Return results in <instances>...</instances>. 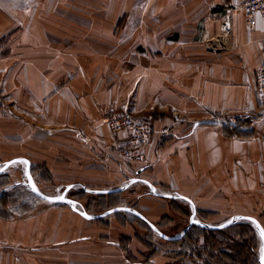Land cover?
Listing matches in <instances>:
<instances>
[{
  "label": "crops",
  "instance_id": "1",
  "mask_svg": "<svg viewBox=\"0 0 264 264\" xmlns=\"http://www.w3.org/2000/svg\"><path fill=\"white\" fill-rule=\"evenodd\" d=\"M224 24L226 47L209 51ZM263 62L264 22L248 27L236 0H0V164L25 159L34 183L44 172L69 191L139 179L119 193L150 189L147 181L159 194L148 196L154 203L178 200L196 213L223 189L227 216H248L239 211L248 207L239 190L264 191L256 87ZM116 111L151 123L143 162L121 159L125 135L105 123ZM211 111L259 119L244 123L248 135L226 137ZM5 172L8 189L26 182L24 162ZM167 189L181 198L161 196ZM260 198L264 208V192ZM85 213L100 217L42 202L0 215V264H176L127 255L120 237L134 234L118 223L119 212ZM157 215L142 216L153 222Z\"/></svg>",
  "mask_w": 264,
  "mask_h": 264
},
{
  "label": "rangeland",
  "instance_id": "2",
  "mask_svg": "<svg viewBox=\"0 0 264 264\" xmlns=\"http://www.w3.org/2000/svg\"><path fill=\"white\" fill-rule=\"evenodd\" d=\"M243 128L247 127L243 126ZM0 166L2 165L0 164ZM40 178L34 184L45 195L60 196L70 186L59 185L53 182L44 172L40 173ZM12 180H10L5 171L0 175V194L6 191L12 196V201L9 205L6 203L7 199L5 206L0 205L1 215L13 217L29 212L32 208L34 210L38 203H49L32 195L24 185L18 189H14L16 187L8 189L12 187V185L10 186L13 183ZM23 180L25 181L26 178L24 177ZM128 182L129 180L118 187L124 186ZM5 185L7 186L4 187ZM83 192L82 189L76 188L73 191H68L66 196L72 198L77 203L78 209L91 215L94 213L98 215L104 214L119 205L133 208L143 216L146 213L155 211L158 215L150 223L161 234L169 238L179 237L182 234L188 226L193 213L190 205L186 203L182 204L178 200H166L165 203H154L153 198L148 197L152 195V192L146 186H141L140 190L134 192H123L124 194L119 193L103 197L98 195L90 196V194ZM165 192L176 195V193L168 189ZM233 192L237 194L238 190L234 189ZM260 192L264 191L255 189V186L239 190V196L242 195V199L248 200H245L248 202V207L239 211L247 212L248 216L257 219L264 230V208H261ZM229 193L225 194V190L223 189L215 191V205H211L212 207L210 208L197 209L196 218L210 225H219L228 221L232 217L227 216L225 213L228 211V205L225 204L226 207H222L219 202L220 200L226 201L229 198ZM137 198L140 199V203L135 205L125 200L132 199V201H135ZM236 198L238 199V197ZM11 205V210L9 208L6 209L7 206ZM113 215H116L114 217L119 224L125 227L128 225L130 233L134 234V237H120V242L124 250L127 251V255H131L130 257L132 258V255L136 254L135 257H137L138 262L144 263V261L146 262L150 258L159 259L161 257L164 258L163 261L176 264H259L258 259L262 252V242L254 225L250 222L241 221L230 228L220 230V232L209 233L193 230L190 232V239H186L181 243H173L171 240L160 236L145 221L132 214L119 212ZM193 226L199 228L196 225ZM137 249L139 251L136 253Z\"/></svg>",
  "mask_w": 264,
  "mask_h": 264
},
{
  "label": "built area",
  "instance_id": "3",
  "mask_svg": "<svg viewBox=\"0 0 264 264\" xmlns=\"http://www.w3.org/2000/svg\"><path fill=\"white\" fill-rule=\"evenodd\" d=\"M236 7L245 14V24L248 27L254 23L255 18L264 22V0H236ZM228 26L223 25L220 32L207 41L209 51H219L226 47L228 41ZM256 87L260 116L264 117V62L256 73ZM213 123H217L231 128L247 123L253 125L259 116L247 114H217L211 111ZM105 123L113 135L124 133L125 141L118 144V152L124 161L135 164L143 162V148L151 141L154 130L148 120L136 117L130 111H116L109 113L105 117ZM249 126V127H250Z\"/></svg>",
  "mask_w": 264,
  "mask_h": 264
},
{
  "label": "water",
  "instance_id": "4",
  "mask_svg": "<svg viewBox=\"0 0 264 264\" xmlns=\"http://www.w3.org/2000/svg\"><path fill=\"white\" fill-rule=\"evenodd\" d=\"M16 162H24L25 163V176H26V182H23L22 184L24 186H26L29 191L41 198L42 200H45L46 202H49V203H52V204H63V205H67L69 206L72 210L78 212L81 216L85 217V218H89V219H96V218H99L100 216H90L88 214H86L85 212H82V211H79L77 208H76V202L74 200H72L71 198L67 197L66 196V193H68V191L70 190L71 186L68 187L65 192L63 194H61L60 196H49V195H45L43 194L42 192H40L37 187L35 186L32 178H31V174H30V165L28 163L27 160L25 159H13V160H10L6 163H3L2 166H0V175L10 166L12 165L13 163H16ZM142 171V169H140L137 173H140ZM139 179H132L131 181H129V183H127L126 185L124 186H121V187H118V188H115V189H109V190H94V189H87L86 187H84L83 185H80L81 189L85 192V193H88V194H93V195H109V194H113V193H119V192H122L124 190H126L133 182H136L138 181ZM144 183L147 184V186L151 189L152 193L154 195H158L156 192H155V187L153 185H151L149 182L147 181H143ZM16 186V185H15ZM161 196H164V197H167V198H170V199H175V198H181L180 196L177 197L175 195H172V194H168V195H161ZM62 198V199H61ZM126 212V213H129V214H132L134 215L135 217L139 218V219H142L143 221H145L154 231L158 232V234L160 236H162L163 238L167 239V240H175V239H179L181 238L187 231L188 229L193 226V225H196L198 226L199 228L201 229H205V230H208V231H220V230H223V229H226L230 226H233L235 224H237L238 222H241V221H244V222H250L254 225L255 227V230L257 232V234L259 235V237L261 238V242H262V252H261V255L259 256V259H258V262L259 264H264V238H262L261 236V231L263 230V227L262 225L259 223V221L253 217H249V216H242V215H235V216H232L228 221L224 222V223H221L219 225H210V224H207L199 219H196L195 218V215H196V211L195 209H193V213L190 217V220H189V223H188V226L184 229V231L182 232V234L179 236V237H175V238H169L163 234H161L157 228L152 225L150 222H148L141 214H139L136 210L132 209V208H128V207H117V208H113V209H110L108 210L106 213H104L103 215H101V217H104L106 215H109L111 213H116V212ZM253 221L255 223H253Z\"/></svg>",
  "mask_w": 264,
  "mask_h": 264
},
{
  "label": "trees",
  "instance_id": "5",
  "mask_svg": "<svg viewBox=\"0 0 264 264\" xmlns=\"http://www.w3.org/2000/svg\"><path fill=\"white\" fill-rule=\"evenodd\" d=\"M214 124V123H213ZM243 124H240L238 127H229V126H224L222 125L223 127V131H224V134L226 137H240V136H243V135H248L249 132L251 131H247L245 129L247 128H243ZM247 127V126H246ZM7 185H5L4 187H6ZM4 187H1V188H4ZM19 187H16L14 189H18ZM10 192V191H9ZM84 193V192H83ZM33 195V194H32ZM111 195H114V194H111ZM116 195V194H115ZM98 196H108V195H98ZM6 199L8 200L6 203L7 205L12 201V196L11 194H8L6 191L5 192H2L0 194V205L2 206H5L6 203ZM1 215V214H0ZM97 221H100V220H97ZM232 227V226H230ZM229 227V228H230ZM193 230H198V231H202V232H209V233H212V232H220V231H208V230H205V229H201V228H197V227H194L192 226L180 239H175V240H171V242L173 243H181L182 241L186 240V239H190V232L193 231ZM225 230V229H224Z\"/></svg>",
  "mask_w": 264,
  "mask_h": 264
},
{
  "label": "snow or ice",
  "instance_id": "6",
  "mask_svg": "<svg viewBox=\"0 0 264 264\" xmlns=\"http://www.w3.org/2000/svg\"><path fill=\"white\" fill-rule=\"evenodd\" d=\"M253 223H255V222L253 221ZM261 236H262V238H264V230L261 231Z\"/></svg>",
  "mask_w": 264,
  "mask_h": 264
}]
</instances>
